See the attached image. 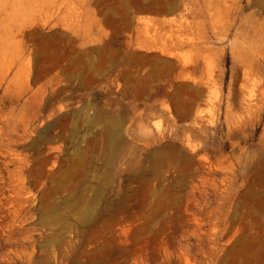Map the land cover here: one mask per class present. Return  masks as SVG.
I'll return each instance as SVG.
<instances>
[{
  "label": "rangeland",
  "instance_id": "rangeland-1",
  "mask_svg": "<svg viewBox=\"0 0 264 264\" xmlns=\"http://www.w3.org/2000/svg\"><path fill=\"white\" fill-rule=\"evenodd\" d=\"M72 1L0 0V264H264V0H101L93 85Z\"/></svg>",
  "mask_w": 264,
  "mask_h": 264
},
{
  "label": "crops",
  "instance_id": "crops-1",
  "mask_svg": "<svg viewBox=\"0 0 264 264\" xmlns=\"http://www.w3.org/2000/svg\"><path fill=\"white\" fill-rule=\"evenodd\" d=\"M64 5V9H67ZM142 6L130 9L127 14L130 22L143 15ZM71 10L70 35L78 44V60L82 63L78 67L77 81L85 82L83 75H88L89 82L97 83L100 75H121L125 73V60H112L105 54L110 48L109 33L104 34V20H107L101 0H73ZM92 26V29L89 28ZM108 26V23H107ZM108 28V27H107ZM92 30V32H91ZM108 30V29H107ZM132 69H136L135 66Z\"/></svg>",
  "mask_w": 264,
  "mask_h": 264
}]
</instances>
